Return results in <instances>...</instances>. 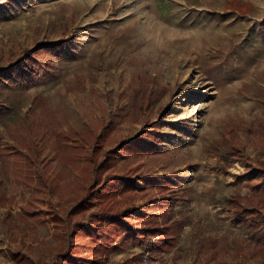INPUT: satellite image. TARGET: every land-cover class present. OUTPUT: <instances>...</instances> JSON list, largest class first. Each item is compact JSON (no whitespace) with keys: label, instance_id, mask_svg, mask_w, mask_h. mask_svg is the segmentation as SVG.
<instances>
[{"label":"rangeland","instance_id":"374dc122","mask_svg":"<svg viewBox=\"0 0 264 264\" xmlns=\"http://www.w3.org/2000/svg\"><path fill=\"white\" fill-rule=\"evenodd\" d=\"M263 171L264 0H0V264L104 207L176 238L108 264H264L228 204Z\"/></svg>","mask_w":264,"mask_h":264},{"label":"trees","instance_id":"16d2710c","mask_svg":"<svg viewBox=\"0 0 264 264\" xmlns=\"http://www.w3.org/2000/svg\"><path fill=\"white\" fill-rule=\"evenodd\" d=\"M39 177L42 181V175ZM107 180L103 182V185L107 184ZM42 182L44 186H47L52 185L54 181L51 180L50 184L46 180ZM94 185L95 182L87 188L86 196L70 211L69 216H77L95 207L96 202L92 196L95 189ZM228 204L232 207L235 215L240 219H245L249 223L250 229L254 231L253 236L257 250L254 252L253 258H258L260 254L264 256V171L261 182L252 186V194L249 197L231 198L228 199ZM134 212L136 209L130 208L124 211L111 212V208L104 207L98 212H93L88 222L75 221L71 223L67 228L71 240L70 245L61 251L52 264H101L102 261L108 264V258L113 254L125 251V245L129 241L135 240L140 246H143L148 237L160 235L163 238L154 242L153 247L164 249L165 246L175 245V235H171L172 240L164 238L169 230L168 226L160 225L159 221H155L154 226H152L153 218L151 215L147 216V219L145 216H141L139 221L142 225H138L133 222ZM28 213L32 218L38 217L34 212L28 211ZM54 217L60 219L57 213ZM87 233H91V235L89 236ZM15 258L18 263H22L23 258L20 254L14 256V260ZM110 264H127V262Z\"/></svg>","mask_w":264,"mask_h":264}]
</instances>
